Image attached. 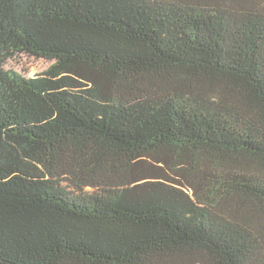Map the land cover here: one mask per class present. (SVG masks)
Instances as JSON below:
<instances>
[{
    "label": "trees",
    "instance_id": "1",
    "mask_svg": "<svg viewBox=\"0 0 264 264\" xmlns=\"http://www.w3.org/2000/svg\"><path fill=\"white\" fill-rule=\"evenodd\" d=\"M0 264H264V0H0Z\"/></svg>",
    "mask_w": 264,
    "mask_h": 264
},
{
    "label": "rangeland",
    "instance_id": "2",
    "mask_svg": "<svg viewBox=\"0 0 264 264\" xmlns=\"http://www.w3.org/2000/svg\"><path fill=\"white\" fill-rule=\"evenodd\" d=\"M51 64V61L37 59L26 55H16L4 64V68L14 70L27 77H33L41 74Z\"/></svg>",
    "mask_w": 264,
    "mask_h": 264
}]
</instances>
